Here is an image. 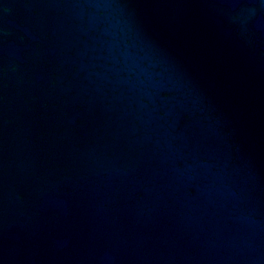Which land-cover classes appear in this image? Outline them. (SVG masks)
Returning a JSON list of instances; mask_svg holds the SVG:
<instances>
[{
	"label": "water",
	"instance_id": "water-1",
	"mask_svg": "<svg viewBox=\"0 0 264 264\" xmlns=\"http://www.w3.org/2000/svg\"><path fill=\"white\" fill-rule=\"evenodd\" d=\"M0 264H264V0H0Z\"/></svg>",
	"mask_w": 264,
	"mask_h": 264
}]
</instances>
